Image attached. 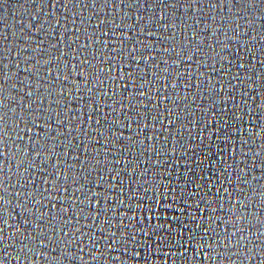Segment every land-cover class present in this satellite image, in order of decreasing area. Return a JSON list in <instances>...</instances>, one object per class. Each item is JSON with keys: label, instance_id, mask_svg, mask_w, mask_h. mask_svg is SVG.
<instances>
[{"label": "water", "instance_id": "obj_1", "mask_svg": "<svg viewBox=\"0 0 264 264\" xmlns=\"http://www.w3.org/2000/svg\"><path fill=\"white\" fill-rule=\"evenodd\" d=\"M0 264H264V0H0Z\"/></svg>", "mask_w": 264, "mask_h": 264}, {"label": "snow or ice", "instance_id": "obj_2", "mask_svg": "<svg viewBox=\"0 0 264 264\" xmlns=\"http://www.w3.org/2000/svg\"><path fill=\"white\" fill-rule=\"evenodd\" d=\"M38 143V142H37Z\"/></svg>", "mask_w": 264, "mask_h": 264}]
</instances>
